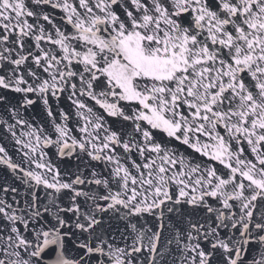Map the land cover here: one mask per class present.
Instances as JSON below:
<instances>
[{"label":"snow or ice","instance_id":"obj_1","mask_svg":"<svg viewBox=\"0 0 264 264\" xmlns=\"http://www.w3.org/2000/svg\"><path fill=\"white\" fill-rule=\"evenodd\" d=\"M0 264H264V0H0Z\"/></svg>","mask_w":264,"mask_h":264},{"label":"water","instance_id":"obj_2","mask_svg":"<svg viewBox=\"0 0 264 264\" xmlns=\"http://www.w3.org/2000/svg\"><path fill=\"white\" fill-rule=\"evenodd\" d=\"M57 15H58V13H57Z\"/></svg>","mask_w":264,"mask_h":264}]
</instances>
